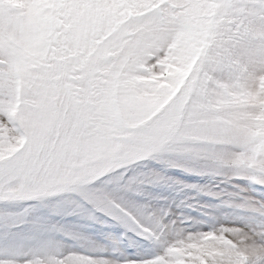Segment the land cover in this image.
Returning a JSON list of instances; mask_svg holds the SVG:
<instances>
[{
    "label": "snow or ice",
    "instance_id": "obj_1",
    "mask_svg": "<svg viewBox=\"0 0 264 264\" xmlns=\"http://www.w3.org/2000/svg\"><path fill=\"white\" fill-rule=\"evenodd\" d=\"M191 7L0 0V234L13 249L19 237L37 246L0 264H264V202L245 198L251 221L204 231L146 196L163 179L141 170L152 160L204 161L264 186V170L210 138L224 134L226 45L215 26L189 43ZM68 217L122 227L131 246L98 244ZM57 236L83 250L56 254Z\"/></svg>",
    "mask_w": 264,
    "mask_h": 264
},
{
    "label": "rangeland",
    "instance_id": "obj_2",
    "mask_svg": "<svg viewBox=\"0 0 264 264\" xmlns=\"http://www.w3.org/2000/svg\"><path fill=\"white\" fill-rule=\"evenodd\" d=\"M189 3L192 5L187 10L191 24L189 43L197 44L207 29L215 26L226 45L228 79L224 83L229 99L216 109V119L224 134L213 130L210 138L235 145L238 161L264 170V0H189ZM140 163L145 166L141 170L157 171L163 177L160 183L146 186L150 190L146 196L183 216L185 226L196 222L207 231L212 226L251 221V211L240 205L245 198L264 202V186L227 172L212 171L208 162L179 167L167 166L159 160ZM65 223L98 244L110 248L118 245L121 251L126 245L131 246L122 227L104 231L113 225L76 217H68ZM55 243L60 245L56 254L83 250L82 241L71 238L57 236ZM159 250L141 255H155ZM12 251L22 258L37 251V246L19 237L13 249L0 234V257Z\"/></svg>",
    "mask_w": 264,
    "mask_h": 264
}]
</instances>
